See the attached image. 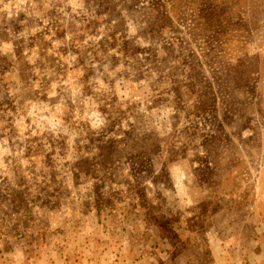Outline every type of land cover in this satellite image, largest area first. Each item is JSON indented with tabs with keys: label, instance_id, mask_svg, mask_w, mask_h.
<instances>
[{
	"label": "rangeland",
	"instance_id": "rangeland-1",
	"mask_svg": "<svg viewBox=\"0 0 264 264\" xmlns=\"http://www.w3.org/2000/svg\"><path fill=\"white\" fill-rule=\"evenodd\" d=\"M0 264H264V0H0Z\"/></svg>",
	"mask_w": 264,
	"mask_h": 264
}]
</instances>
